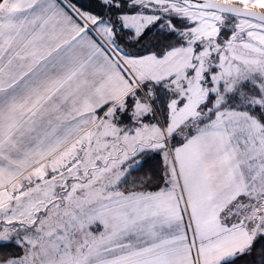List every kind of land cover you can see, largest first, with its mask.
<instances>
[{"label":"snow or ice","instance_id":"1","mask_svg":"<svg viewBox=\"0 0 264 264\" xmlns=\"http://www.w3.org/2000/svg\"><path fill=\"white\" fill-rule=\"evenodd\" d=\"M0 264H264V0H0Z\"/></svg>","mask_w":264,"mask_h":264}]
</instances>
